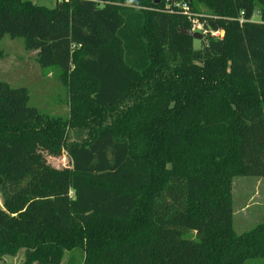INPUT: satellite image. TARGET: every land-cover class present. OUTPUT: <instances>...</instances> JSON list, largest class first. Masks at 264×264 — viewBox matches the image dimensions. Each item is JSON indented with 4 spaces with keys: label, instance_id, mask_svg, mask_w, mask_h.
Returning <instances> with one entry per match:
<instances>
[{
    "label": "trees",
    "instance_id": "obj_1",
    "mask_svg": "<svg viewBox=\"0 0 264 264\" xmlns=\"http://www.w3.org/2000/svg\"><path fill=\"white\" fill-rule=\"evenodd\" d=\"M169 1L0 0V58L5 36L22 39L72 101L71 118H50L27 89L0 81V256L264 259V222L238 235L233 200L235 178H264V0H186L224 31L199 49L181 32L192 20L169 14ZM62 149L70 167L57 170L45 156Z\"/></svg>",
    "mask_w": 264,
    "mask_h": 264
},
{
    "label": "rangeland",
    "instance_id": "obj_2",
    "mask_svg": "<svg viewBox=\"0 0 264 264\" xmlns=\"http://www.w3.org/2000/svg\"><path fill=\"white\" fill-rule=\"evenodd\" d=\"M34 5L53 9L59 0H31ZM202 15L209 14L202 5L196 4ZM258 18H255L257 21ZM195 49L201 48L200 41L194 42ZM4 52L0 58V81L13 88H25L29 93V106L38 109L50 118H71L72 101L66 81L57 68H43L37 61V53L25 49L22 39L5 36L1 41ZM86 131H80L79 139ZM75 137V136H74ZM72 137L70 140H77ZM48 164L61 170L70 167L66 149L58 155L45 156ZM234 228L238 235L250 231L264 222V178H235L233 181ZM4 201L0 191V206ZM26 249L14 254L0 256V264H39L32 262ZM76 262L82 259V252L67 253L61 264H70L71 258ZM246 264H264V259L249 260Z\"/></svg>",
    "mask_w": 264,
    "mask_h": 264
},
{
    "label": "built area",
    "instance_id": "obj_3",
    "mask_svg": "<svg viewBox=\"0 0 264 264\" xmlns=\"http://www.w3.org/2000/svg\"><path fill=\"white\" fill-rule=\"evenodd\" d=\"M167 12L169 14H181L192 20V32L209 36L215 40L224 38L223 30H213L208 27L205 22L200 21L201 15L194 14L190 4L186 0H170L167 4Z\"/></svg>",
    "mask_w": 264,
    "mask_h": 264
},
{
    "label": "water",
    "instance_id": "obj_4",
    "mask_svg": "<svg viewBox=\"0 0 264 264\" xmlns=\"http://www.w3.org/2000/svg\"><path fill=\"white\" fill-rule=\"evenodd\" d=\"M183 34L192 37L196 41H202L203 40V35L200 33H195L189 30H182L181 31Z\"/></svg>",
    "mask_w": 264,
    "mask_h": 264
}]
</instances>
